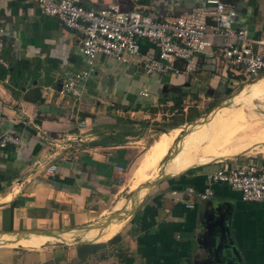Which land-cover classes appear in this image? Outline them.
Here are the masks:
<instances>
[{"label":"crops","instance_id":"1","mask_svg":"<svg viewBox=\"0 0 264 264\" xmlns=\"http://www.w3.org/2000/svg\"><path fill=\"white\" fill-rule=\"evenodd\" d=\"M73 1L94 11L115 5L157 19L211 10L206 0ZM229 3L233 6L225 10L224 25L263 40L264 0ZM0 12L1 56L7 64L0 65V100L7 105L0 113L4 130L21 141L20 147L0 149V252L5 254L0 264H20L22 255L27 259L22 264H224L228 239L243 264H264V203H245L224 184L211 185L213 196L206 201L184 196L192 209L170 197L172 190L202 191L207 175L219 166L254 161L264 172V145L260 157L239 155L173 175L150 187L124 219L107 218L119 194L132 193L129 185L117 183L130 163L141 158L143 138L135 140L140 121L152 122L163 114L161 87L152 99L148 93L145 101L133 103L131 86L144 77L126 68L139 69L132 59L127 64L111 61L123 67L121 72L96 70L81 100L62 97L57 93L61 81L86 68L77 50L78 35L41 14L34 0H0ZM140 51L141 56L155 55L145 40ZM192 76L191 86L214 88L226 74L199 59ZM187 77L158 80L184 83ZM81 121H86L83 128ZM155 141L164 142L154 139L149 145ZM51 165L56 170L49 173ZM85 244L103 246L82 260L77 249Z\"/></svg>","mask_w":264,"mask_h":264},{"label":"built area","instance_id":"2","mask_svg":"<svg viewBox=\"0 0 264 264\" xmlns=\"http://www.w3.org/2000/svg\"><path fill=\"white\" fill-rule=\"evenodd\" d=\"M34 1L41 14L56 18L79 37L77 50L86 68L61 81L57 93L62 97L81 100L88 79L95 74L98 57L120 64L136 57L134 65L146 77L192 76L198 69L199 59L219 66L226 74L225 81H251L264 73V52L260 49L264 47V39H256L246 29L224 25L228 18L225 10L233 6L226 0H206L210 11L198 9L191 17L172 19H157L139 10L121 11L115 5L94 11L73 0ZM3 33L0 22V65L7 67L1 56ZM144 40L152 45L154 56H141L140 42ZM139 95L146 98L148 92L143 90ZM6 107L0 100V111ZM85 125L86 121L79 123L81 128ZM20 146V138L4 130L0 113V149ZM55 170L56 166L51 165L47 171ZM207 181L202 191L172 190L170 197L183 204L184 196L206 201L213 196L211 185L224 184L238 191L245 203H264V172L254 161L214 168L207 175ZM184 207L194 206L185 203Z\"/></svg>","mask_w":264,"mask_h":264},{"label":"rangeland","instance_id":"3","mask_svg":"<svg viewBox=\"0 0 264 264\" xmlns=\"http://www.w3.org/2000/svg\"><path fill=\"white\" fill-rule=\"evenodd\" d=\"M261 51L264 52V49H261ZM131 59V65H134L136 57H131L129 61ZM121 67L105 58L98 57L95 60V69L99 71L105 70L108 74H111V71H113V73H117L118 70L121 72L119 69ZM126 68L139 74L140 78L142 76L144 77L142 78V82L139 80L134 82L133 86H131L130 92L134 88L131 95L133 103L146 100L138 95V91L144 88H146L150 94V99H152L154 91L158 90L159 87H161V90H158L159 93L161 91L159 96L160 101L166 98L170 99L172 97H177L179 94L183 93L186 94V97L183 99V110L180 111L178 109L177 112L171 114L168 109L172 106V102H169V106L168 103H166L159 107L160 111L166 115L163 116L162 113L161 116L155 115V117L150 119H155L157 117V120L152 122H150V120L140 121L141 125L138 126L139 129L136 133L138 137L135 140L143 138L142 144L139 146V148L142 149L140 153L141 158L139 161L135 160L130 163L128 169L125 171V175L122 176V180L119 179L121 181L117 183L118 185H123L125 183L131 188L137 176L142 175L146 169L145 166L147 163L150 161L154 162L153 159H159L160 161V158L164 155L163 153L167 152L170 145L173 144L168 155L156 170L157 175L160 174L165 160L177 149L178 142L187 138V134L185 133L187 126L196 124L201 119L209 116L208 114L212 113L215 114L214 123L203 129L199 135H196L198 137H194L195 139H190L188 142L194 149L199 150V152L194 155L196 159L203 160V163H221L220 161L231 159L239 155L250 158L260 157L262 155L263 151L261 152L260 150H262L261 146L264 145V73L255 80L238 81L239 83L235 81H225V79H223L220 81L219 85L213 88L206 84L198 86L196 83L191 86L192 84L190 85L189 83L190 79L193 77L191 75L185 79L187 82L185 81L184 83L172 81L160 84L158 80L159 76L157 75L148 77L146 82V76L143 75V71L140 68L137 71L129 66H126ZM129 70H126V72ZM253 82L254 84H252L251 89H249V91H244L243 88ZM135 105L140 104L137 103ZM190 111H192V113L194 112L193 115H197V117H193L189 121L188 117H190ZM183 121L186 122L181 124ZM146 137L149 138V140L146 139ZM154 139L164 140V142L158 144V142L155 141L150 146L149 144ZM251 146L254 148L249 149ZM158 151H161V155L156 154ZM157 155L158 157L160 155V157L157 158ZM132 195L133 192H121L113 206L116 208V206H118L117 204L120 202L122 208L115 209L112 206L113 208L111 211L107 212L105 216L107 218L114 217L116 220L124 219L126 212L123 208L125 203L131 199ZM121 222L122 221H118L117 223ZM3 256H5V254L2 251L0 252V263L3 261ZM17 258L18 257H16V259ZM8 259L9 258L6 260ZM17 261L22 264L26 263L27 259L22 255Z\"/></svg>","mask_w":264,"mask_h":264},{"label":"bare ground","instance_id":"4","mask_svg":"<svg viewBox=\"0 0 264 264\" xmlns=\"http://www.w3.org/2000/svg\"><path fill=\"white\" fill-rule=\"evenodd\" d=\"M252 84H254V82L250 83L245 88H243L244 91H249V89H251V87H252ZM208 115L209 116H207L204 119L200 118L201 120L198 121L196 124L187 126V129L185 131V133L187 134L186 135L187 138H184L180 142H178L177 147H176L177 149L171 155L169 154L170 157L167 160H165L164 165H163L162 169L160 170V174L157 175L156 170L160 167V165L164 161L165 157L168 155L173 144L170 145L169 150L167 152L163 153L164 155L160 158L161 159L160 161H159V159L158 160L153 159L154 162L150 161L147 163V165L145 166L146 169L144 170L142 175L137 176L136 180L132 184L131 192H133V195H132L131 199H129L125 203L124 208H123L124 211L127 212V215H129L131 213L129 210L137 203L138 199L140 197H142L150 189V187L154 184L155 181H158L159 179H162L165 177H171L173 175H178L180 173H183L187 169L197 167L201 164H204L203 160H198L194 157V155L197 152H199V150L194 149L193 146L190 145V143H188V142L190 141V139H195L196 137H198L196 135H199V133L203 129L209 127L210 125H212L214 123L213 120L215 118V114L212 113V114H208ZM252 148H254V147H252V146L249 147V149H252ZM247 151H253V150H247ZM156 154L161 155V151L156 152ZM160 155H159V157H160ZM156 157L159 158L158 155ZM220 162H222V161H220ZM128 198H129V196H128ZM121 205L122 204L120 203L115 209L122 208ZM121 214H122V212H121ZM111 219L114 220L115 218L113 217Z\"/></svg>","mask_w":264,"mask_h":264},{"label":"trees","instance_id":"5","mask_svg":"<svg viewBox=\"0 0 264 264\" xmlns=\"http://www.w3.org/2000/svg\"><path fill=\"white\" fill-rule=\"evenodd\" d=\"M228 3L231 0H226ZM180 66V65H178ZM186 97V94H179L177 97H172L170 99H163L161 101V104H166L167 102H172V106L169 107V111L171 112V114H174L175 112H177V110L179 109L180 111L183 110L182 106H183V99ZM190 117H188L189 121L193 118V117H197L193 115L192 111H190ZM187 120V121H188ZM186 121H183L181 124H183ZM180 124V125H181ZM114 239H111L109 242H111ZM103 245L102 244H85V245H81L78 247L77 252H78V258L80 259H85L86 257L93 255L97 252V250H99Z\"/></svg>","mask_w":264,"mask_h":264},{"label":"water","instance_id":"6","mask_svg":"<svg viewBox=\"0 0 264 264\" xmlns=\"http://www.w3.org/2000/svg\"><path fill=\"white\" fill-rule=\"evenodd\" d=\"M168 178L169 177H165V178L159 179L158 181H155L151 187L164 182ZM228 243H229V251L230 252H229L228 258L225 260L223 259L224 264H243V261H242L240 255L238 254L237 250L235 249L232 240L228 239Z\"/></svg>","mask_w":264,"mask_h":264}]
</instances>
